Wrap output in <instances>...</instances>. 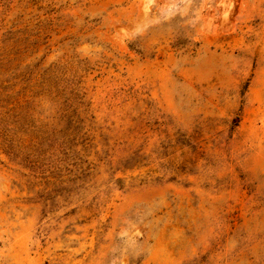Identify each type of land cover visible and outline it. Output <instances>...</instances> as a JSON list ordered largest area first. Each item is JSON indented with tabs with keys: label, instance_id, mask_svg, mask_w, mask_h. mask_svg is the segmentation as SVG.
Listing matches in <instances>:
<instances>
[{
	"label": "rangeland",
	"instance_id": "obj_1",
	"mask_svg": "<svg viewBox=\"0 0 264 264\" xmlns=\"http://www.w3.org/2000/svg\"><path fill=\"white\" fill-rule=\"evenodd\" d=\"M0 264H264V0H0Z\"/></svg>",
	"mask_w": 264,
	"mask_h": 264
}]
</instances>
